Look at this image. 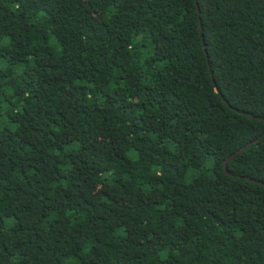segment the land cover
I'll return each instance as SVG.
<instances>
[{"label": "trees", "instance_id": "16d2710c", "mask_svg": "<svg viewBox=\"0 0 264 264\" xmlns=\"http://www.w3.org/2000/svg\"><path fill=\"white\" fill-rule=\"evenodd\" d=\"M263 185L264 0H0V264H264Z\"/></svg>", "mask_w": 264, "mask_h": 264}, {"label": "water", "instance_id": "95a60500", "mask_svg": "<svg viewBox=\"0 0 264 264\" xmlns=\"http://www.w3.org/2000/svg\"><path fill=\"white\" fill-rule=\"evenodd\" d=\"M256 142H257V140L254 141V142H251V143L247 144L246 147L241 148V149L238 150L234 155L230 156V157L227 159V161L223 164V172L226 173V174H228V172L226 171V166H227L228 162H229L232 158H234L236 155L241 154V153L244 151L245 148L254 145ZM228 175H230V174H228ZM245 180L250 181V182H254V183L258 184V185H262L261 183L256 182V181L251 180V179H248V178H245ZM263 186H264V185H263Z\"/></svg>", "mask_w": 264, "mask_h": 264}]
</instances>
